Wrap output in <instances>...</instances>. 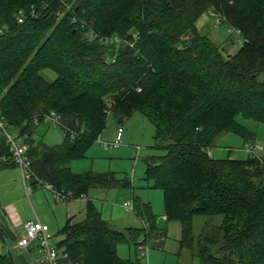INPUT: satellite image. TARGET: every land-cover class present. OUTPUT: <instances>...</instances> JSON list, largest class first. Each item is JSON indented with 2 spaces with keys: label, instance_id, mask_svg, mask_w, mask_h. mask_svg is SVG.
<instances>
[{
  "label": "trees",
  "instance_id": "trees-1",
  "mask_svg": "<svg viewBox=\"0 0 264 264\" xmlns=\"http://www.w3.org/2000/svg\"><path fill=\"white\" fill-rule=\"evenodd\" d=\"M208 11L240 33L236 54L199 31ZM0 27V122L27 146L33 186H51L63 202L131 187L112 172L70 169L104 132L112 95L120 125L141 113L155 127L164 154L146 160V177L163 192L166 219L180 221L181 246L201 264H264V157L208 155L223 133L255 140L239 116L264 126V0H0ZM51 113L64 131L58 146L33 138ZM17 166L0 126V167ZM134 212L142 228L122 231L88 202L60 230L62 264H146L142 247L163 248L167 232L150 204L135 200ZM0 242L6 249L1 229ZM121 243L136 247L134 261L119 256ZM0 264H15L8 251Z\"/></svg>",
  "mask_w": 264,
  "mask_h": 264
},
{
  "label": "rangeland",
  "instance_id": "rangeland-1",
  "mask_svg": "<svg viewBox=\"0 0 264 264\" xmlns=\"http://www.w3.org/2000/svg\"><path fill=\"white\" fill-rule=\"evenodd\" d=\"M220 17L211 11L201 16L197 23L199 31L207 35L221 52L226 55H234L241 47L240 33L229 27L227 23L221 21ZM239 33V34H238ZM48 80L53 81L56 78L54 72L46 70L44 73ZM137 92L141 93L142 88L137 86ZM112 95L105 98V113L108 115L107 124L103 137L95 142L89 149L87 156L72 162V169L81 170L78 172H95L116 174L118 179L128 177L132 187L116 188L107 190L104 188H93L90 195L94 196L96 191H103L104 195L99 196L100 200L95 201L96 207L100 210L102 218L113 225L118 230L126 228H142L143 223L134 215V211H127L125 203H134L135 200L149 203L152 206L153 213L157 217L158 228L167 232L163 248H152V245L142 247L148 253V256L139 258L146 264H201L195 256V249L190 250L181 246L183 239V230L180 221H168L165 216V199L163 192L153 186L151 180L146 177V160L152 156L163 155V151L154 148L155 127L151 121L141 113L134 114L126 119L121 125L124 128V135L121 144L113 147L111 144L115 141L117 127L120 125L114 113L116 103L113 102ZM52 114V113H51ZM56 115V114H55ZM58 117L59 116L56 115ZM42 121V120H40ZM34 132L35 142H43L48 146H58L64 142L63 129L52 121L41 122ZM238 121L246 126L255 135V140L249 143L233 133H223L217 138L213 147H210L212 158L214 160L236 159L245 160L249 157L243 148L246 144L259 145L262 147L260 157H264V126L252 120L241 116ZM103 142V145H101ZM107 144V148L104 144ZM20 173L22 170L19 166ZM22 176V187L24 196L25 190L32 189L33 196L29 197L26 211L32 220L40 221L49 226L50 232L55 236V242H59L63 237L60 235V229L64 226L63 216L67 204L57 201L53 192L42 185L37 188L31 184L28 174L25 178ZM26 179V180H25ZM25 182V185L24 183ZM26 192V193H25ZM134 201V202H133ZM80 209L75 211L79 215ZM83 211H81V214ZM84 214H82L83 216ZM79 220V218H77ZM199 220L197 219L194 234L198 236ZM221 217L217 218L220 221ZM0 251L7 252L5 246L0 242ZM117 251L121 258L134 261L137 256L136 247L133 244L121 243L117 245Z\"/></svg>",
  "mask_w": 264,
  "mask_h": 264
},
{
  "label": "crops",
  "instance_id": "crops-1",
  "mask_svg": "<svg viewBox=\"0 0 264 264\" xmlns=\"http://www.w3.org/2000/svg\"><path fill=\"white\" fill-rule=\"evenodd\" d=\"M121 126L122 125H119L117 127V130ZM102 137L103 135L101 134L98 140H100V138ZM101 145H103V142H101ZM70 169L74 174H81V172H78L81 170H74V168L72 169V163L70 164ZM21 174L22 173L19 172L17 167L4 169L0 167V229L5 237L6 251H8V253L12 256L15 264H45L42 263V261L44 260V255L38 250V247L35 243L31 244L26 249H21L17 246V241L24 234V224L27 221L32 220L31 216L26 211V205L28 204V199L30 196H27L29 195L28 190H25L27 192L26 196H24L23 194ZM23 183L25 185V182ZM37 187L38 186H34V188ZM112 189L107 190L109 191ZM96 192L97 193L94 194V196L90 195L89 191L87 197L64 202L67 204V207L64 210V216L62 218L65 223L63 228L66 226L69 219L75 218V221H79L84 217V215L82 216V214H85V209L88 202H92L95 205V201H103L99 198L100 195H104L103 191L99 190ZM30 195L33 196L32 189ZM78 209H80V214L76 215L75 211H77ZM81 211H83L82 214ZM134 215L138 218L135 212ZM77 218H79V220H77Z\"/></svg>",
  "mask_w": 264,
  "mask_h": 264
},
{
  "label": "built area",
  "instance_id": "built-area-1",
  "mask_svg": "<svg viewBox=\"0 0 264 264\" xmlns=\"http://www.w3.org/2000/svg\"><path fill=\"white\" fill-rule=\"evenodd\" d=\"M32 14H35V11L33 10L31 12ZM20 16L18 17L19 23H23L24 19L21 16L23 13H19ZM221 21H219V24ZM6 30V27H0V35L3 34ZM93 35L91 34V37ZM119 41V40H118ZM243 40H240V43H242ZM52 121L55 124H59L58 117H56L55 113H52L50 115H47L43 121ZM39 120H36V124ZM41 122V121H40ZM0 126L5 130L7 140L10 144L11 151L14 154V158L18 166L22 170V174L25 178L26 174H28V178L31 177V169H30V161L26 157L27 152V146L22 144L21 138L17 134H13L10 131L6 130L4 128V125L0 122ZM124 135V128L119 127L117 130L115 141L111 144L113 147H118L123 139ZM104 147L107 148V144H104ZM244 152L248 155L254 156L259 158V153L262 152V147L259 145H250L246 144L243 148ZM208 155L211 157V152L208 151ZM26 180V179H25ZM46 188H49L57 201L62 202L66 197L62 195V193L57 192L54 190L51 186H46ZM28 192H31V189H27ZM124 207L128 211H134V203H125ZM35 243L38 247V250L44 255V260L42 263L45 264H62V260H66L68 258V254H62V256L59 253V249L57 247V242H55V236L50 232V228L48 225L40 222L39 220H30L27 221L24 224V234L19 238L17 241V246L21 249H26L31 244ZM142 255L144 257L148 256V253L146 250L143 251Z\"/></svg>",
  "mask_w": 264,
  "mask_h": 264
}]
</instances>
